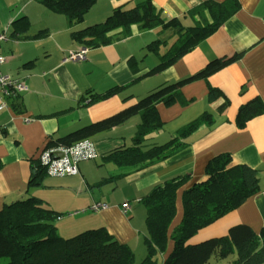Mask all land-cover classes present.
Returning a JSON list of instances; mask_svg holds the SVG:
<instances>
[{
    "label": "crops",
    "instance_id": "crops-1",
    "mask_svg": "<svg viewBox=\"0 0 264 264\" xmlns=\"http://www.w3.org/2000/svg\"><path fill=\"white\" fill-rule=\"evenodd\" d=\"M140 1L98 0L81 23L72 25L65 15L47 8L40 0H0V32L7 33V39L0 44V52L7 58L1 68L28 86L12 102V108L0 110V209L29 196L38 197L59 215L55 224L62 236L71 237L89 228L105 226L119 241L133 248L137 261L147 253L144 243L147 208L142 198L159 183L187 176L177 192L171 234L183 218L184 191L206 179L207 164L221 153L230 154L233 164L245 163L257 169L260 191L199 229L189 243L227 235L237 224H248L256 232L264 227V110L244 127L237 124L242 105L255 98L264 104V0H238L239 9L212 34L176 62L152 74L146 73L177 39L160 27L141 30L134 24L131 35L89 47L84 59L67 58L69 50L85 47L72 37L73 30L104 20L114 7L129 9ZM152 1L162 17L169 19L183 16L202 2L225 0ZM204 14L185 15L183 22L187 26L212 22L207 9ZM40 31L46 34L35 36ZM165 36L167 41L158 51L148 50L149 43ZM238 53L241 54L238 59L212 73L208 80L185 83L181 90L189 102L157 103L163 126L147 133L149 143L167 142L204 112L214 119L211 126L203 123L187 137L180 138L186 144L169 157L138 170L106 159L115 148L132 144L141 121V115L136 114L91 136L99 160L96 157L80 162L78 174L59 177L43 173L38 183H30L36 175V162L50 141L116 114L165 83L197 73L217 58ZM115 86L120 88L116 94L88 103L89 94L103 93ZM209 86L220 89L228 100L223 112L218 111L223 98L206 100ZM83 94L87 98L80 101ZM24 116L32 119L26 121ZM94 202H105L107 207L76 214ZM126 202L130 208L125 212ZM67 213L75 215L65 218L60 215ZM172 249L173 240L169 238L166 250L159 254L163 262ZM211 258L205 264H210ZM235 258L233 253L228 262L220 264H232Z\"/></svg>",
    "mask_w": 264,
    "mask_h": 264
},
{
    "label": "trees",
    "instance_id": "trees-1",
    "mask_svg": "<svg viewBox=\"0 0 264 264\" xmlns=\"http://www.w3.org/2000/svg\"><path fill=\"white\" fill-rule=\"evenodd\" d=\"M97 1L40 0L52 11L65 15L72 25L81 23ZM206 9L212 16V22L188 26L184 24L185 15L205 16ZM238 9V0L205 1L183 16L164 19L152 0H141L129 9L114 7L104 21L73 30L72 37L89 48L106 45L131 35V27L134 24H137L141 30L160 27L162 32L175 34L176 41L160 56V62L146 73L152 74L176 62L202 39L212 34ZM45 34V31H40L35 36ZM166 41V36L155 39L147 45V48L158 51L160 45ZM240 55L238 53L228 58H217L197 73L165 83L136 104L52 140L47 147L70 146L81 139H91L92 135L109 130L133 115L140 114L141 121L132 138V144L115 148L107 154L106 159L118 166L138 170L169 157L186 144L180 141V138L187 137L203 123L211 126L214 119L210 113L204 112L180 128L167 142L149 143L145 138L147 133L163 126L157 112V103L170 105L178 101L183 104L189 102L181 90L185 83L195 79L208 80L212 73L230 61L238 59ZM119 90L120 88L115 86L103 93L89 94L91 99L88 103L108 98ZM83 95L85 96H82L80 101L87 98L86 94ZM221 98L224 100L219 105L218 111L223 112L228 107V100L220 89L209 86L206 100L213 102ZM263 110V101L260 98L253 99L240 107L237 124L244 127L248 120L262 113ZM43 173L47 174L45 167L40 161L36 162V175L30 183H38ZM205 173V180L195 183L184 191L183 218L171 234L169 228L176 214L177 192L187 181V176L175 177L159 183L142 198L147 208L145 219L147 233L144 239L147 253L137 264H157L159 254L166 250L169 238L173 240V249L163 264H205L212 256L227 258L233 253H236V258L232 264L264 262V227L256 232L248 224H237L230 228L227 235L209 238L196 244L189 243V239L199 229L237 208L260 191L257 169L245 163L233 164L232 157L228 153L213 157L207 164ZM57 217L59 218V215L53 209L46 207L42 199L35 196L5 204L0 209V264H134L136 262L133 248L128 243L119 241L105 226L89 228L74 236L64 237L55 224Z\"/></svg>",
    "mask_w": 264,
    "mask_h": 264
},
{
    "label": "built area",
    "instance_id": "built-area-1",
    "mask_svg": "<svg viewBox=\"0 0 264 264\" xmlns=\"http://www.w3.org/2000/svg\"><path fill=\"white\" fill-rule=\"evenodd\" d=\"M6 39V31L0 32V44ZM87 50L88 47L85 46L79 50L70 51L67 58L84 59ZM6 59V56L0 52V110L12 108V102L28 89V86L20 78L7 74L2 70L1 66ZM24 119L30 121L32 117L24 116ZM96 157L97 151L94 142L90 138H84L70 146L46 147L41 152L39 161L45 167L48 175L60 177L78 174L80 172V162ZM106 207L107 203L105 202H94L85 211H98ZM129 208L130 203H124L123 210L126 212Z\"/></svg>",
    "mask_w": 264,
    "mask_h": 264
},
{
    "label": "rangeland",
    "instance_id": "rangeland-1",
    "mask_svg": "<svg viewBox=\"0 0 264 264\" xmlns=\"http://www.w3.org/2000/svg\"><path fill=\"white\" fill-rule=\"evenodd\" d=\"M99 2H101V1H99ZM100 4V3H99ZM92 8V7H91ZM104 20H105V18H104ZM103 19L102 20H100V21H104ZM94 23V22H93ZM88 24H90V23H88ZM70 51V50H69ZM69 51H68V53H69ZM99 158V156L96 158V159H98ZM99 160V159H98ZM143 206H145L146 207V205L145 204H143ZM87 212H92V211H82V209L81 210H79L76 214H84V213H87ZM63 218H65V217H69V216H72V215H75V213H67V214H60ZM82 231V230H81ZM76 235V234H75ZM72 236H74V235H72ZM70 237V236H69ZM145 251H146V246H145ZM170 252V251H169ZM169 252H168V254H169ZM167 254V255H168ZM232 256H233V254H231V255H229L227 258H224V259H215L214 257H212L211 258V262H210V264H220L221 262H228L231 258H232ZM167 257V256H166ZM140 260H136V262L134 263V264H137L138 262H139ZM217 262V263H216ZM157 264H163V260H162V257L161 256H159L158 257V261H157Z\"/></svg>",
    "mask_w": 264,
    "mask_h": 264
},
{
    "label": "water",
    "instance_id": "water-1",
    "mask_svg": "<svg viewBox=\"0 0 264 264\" xmlns=\"http://www.w3.org/2000/svg\"><path fill=\"white\" fill-rule=\"evenodd\" d=\"M60 155H62V154H60Z\"/></svg>",
    "mask_w": 264,
    "mask_h": 264
}]
</instances>
